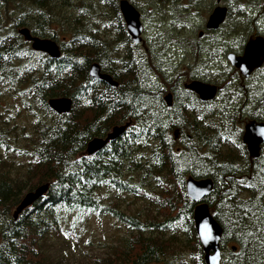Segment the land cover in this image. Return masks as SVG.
I'll return each instance as SVG.
<instances>
[{
  "label": "trees",
  "instance_id": "obj_1",
  "mask_svg": "<svg viewBox=\"0 0 264 264\" xmlns=\"http://www.w3.org/2000/svg\"><path fill=\"white\" fill-rule=\"evenodd\" d=\"M119 1L0 0V264H57L47 239L78 240L94 216L130 230L101 264H205L188 176L214 183L204 201L223 229L222 264H264V144L252 161L242 142L245 122L264 123V65L242 82L222 63L243 53L255 30L264 36L249 14L262 12L264 0H240L235 21L228 5L222 26L188 49L176 22L133 44ZM23 27L56 41L61 57L34 52ZM163 33L185 58L167 56ZM94 63L118 86L93 79ZM192 80L216 85L218 97L200 101L184 88ZM62 97L73 106L58 115L48 101ZM127 123L120 138L86 154L91 139ZM11 159L25 160L24 170ZM42 185L46 195L14 219L25 194Z\"/></svg>",
  "mask_w": 264,
  "mask_h": 264
},
{
  "label": "water",
  "instance_id": "obj_2",
  "mask_svg": "<svg viewBox=\"0 0 264 264\" xmlns=\"http://www.w3.org/2000/svg\"><path fill=\"white\" fill-rule=\"evenodd\" d=\"M119 10L126 24L127 33L135 45L143 41L144 27L141 21V14L129 0L119 1ZM228 10L218 4L208 17L205 25L206 30H218L227 18ZM18 33L30 44L34 52L43 53L51 59L61 57V49L58 43L50 38H41L32 35L26 27L20 28ZM203 32L199 33L201 37ZM230 66L239 72L242 82L249 79L252 74L261 69L264 65V36L256 31L248 39L242 54L229 53L226 56ZM90 76L110 87H117L118 83L111 75L103 73L99 64L94 63L90 67ZM184 88L196 94L202 102H211L218 95V88L200 80H192L184 84ZM166 105L172 107L173 95L168 93L164 98ZM50 109L58 115L68 114L72 110L73 101L70 98H51L48 101ZM130 123L115 126L106 137H96L87 144L86 154L93 156L102 151L110 142L120 138L129 127ZM177 136V134H176ZM242 142L247 149L250 160L260 158L264 144V123L256 120H249L244 123ZM187 197L196 203L193 211V220L197 237L202 246L205 264H222L221 240L223 229L211 212L210 206L204 201L214 189L211 179H195L188 176L185 182ZM49 189L48 185H42L34 191L28 192L16 207L13 217L18 216L27 208L31 207L38 200L42 199ZM235 252L237 247H232Z\"/></svg>",
  "mask_w": 264,
  "mask_h": 264
},
{
  "label": "rangeland",
  "instance_id": "obj_3",
  "mask_svg": "<svg viewBox=\"0 0 264 264\" xmlns=\"http://www.w3.org/2000/svg\"><path fill=\"white\" fill-rule=\"evenodd\" d=\"M173 1L174 4H172V0H168L166 3L167 5L164 6L160 4V0L130 1L134 6L135 4L137 5V7H135L141 14V21L144 27L143 40L144 38L147 41L150 39L152 40L156 32H168L165 27L172 28L173 25L171 23L176 22L174 25L178 27L182 35L186 36L187 38L185 47L188 49L189 46L191 47V45H193L195 40L199 38L203 40V34L201 37H199L200 32H213L212 30H206L205 25L208 17L218 4L226 7L228 13L229 8L231 7L230 10H232V18H234V21L237 17L235 15V10H233L234 6L240 4V0H227L229 3H224L223 0H213V6H209L207 0ZM244 1L247 2V0ZM228 5H230V7H228ZM250 11L252 10H249V14L255 18V23L259 25L261 32H263L264 8L262 9V12H253V14ZM161 27H163L164 30L161 29ZM162 35L163 39L165 37L167 38L166 33H163ZM206 39L207 37L204 39V41ZM165 43L167 44V48L171 47L169 45L176 44L175 40L171 42L168 40V38ZM171 48L172 50L169 52V54H167V56L171 57L172 59L176 57L180 59H183V57L185 58L186 55L184 52L182 53L183 50L180 46L178 47L180 49L174 47ZM182 54H184V56ZM226 56L224 61L221 59L216 61L220 62L219 60H221L223 61V64H229ZM191 60L192 58H187V61ZM16 120L18 123H23L24 121L23 118H18ZM10 163H14L16 169H18L19 172H22L26 165V162L23 159H15V162L13 159H11ZM140 207L142 211H147L145 205L141 204ZM129 232L130 230L128 227L117 223V221L112 218H99L94 216L89 219L83 231L75 232L79 236L78 240H76L74 236H69L66 233H62L61 237L51 235L47 239L45 249L47 250L49 256H51L57 264H101L99 263L101 259H105L108 256H113V250L117 247L123 246L124 240L129 235ZM232 245L234 244H230L229 247ZM150 264L164 263L154 262Z\"/></svg>",
  "mask_w": 264,
  "mask_h": 264
},
{
  "label": "bare ground",
  "instance_id": "obj_4",
  "mask_svg": "<svg viewBox=\"0 0 264 264\" xmlns=\"http://www.w3.org/2000/svg\"><path fill=\"white\" fill-rule=\"evenodd\" d=\"M239 12H240V11H239ZM239 12H238V13H239ZM251 30H252V29H251ZM255 31H256V30H255ZM206 37H207V35H206ZM241 40H242V39H241ZM178 77H179V76H178ZM79 96H80V95H79ZM191 100H192V99H191ZM171 110H172V108H171ZM94 138H96V137H94ZM91 140H92V139H91ZM207 163H208V162H207ZM212 197H214V196H212ZM231 247H232V246H231Z\"/></svg>",
  "mask_w": 264,
  "mask_h": 264
}]
</instances>
